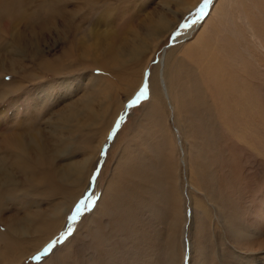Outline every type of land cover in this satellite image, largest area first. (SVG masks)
Here are the masks:
<instances>
[{"label":"rangeland","instance_id":"374dc122","mask_svg":"<svg viewBox=\"0 0 264 264\" xmlns=\"http://www.w3.org/2000/svg\"><path fill=\"white\" fill-rule=\"evenodd\" d=\"M20 141L0 264H264V0H0L1 168Z\"/></svg>","mask_w":264,"mask_h":264},{"label":"bare ground","instance_id":"6f19581e","mask_svg":"<svg viewBox=\"0 0 264 264\" xmlns=\"http://www.w3.org/2000/svg\"><path fill=\"white\" fill-rule=\"evenodd\" d=\"M164 18H165V16H164ZM165 23H166V21H165ZM90 29V28H89ZM98 32V31H97ZM84 33H89L90 35L92 34V36L94 35V32H92V31H89L88 30V32L87 31H84L83 32V34ZM82 34V37H84L85 36V34L83 35ZM89 34H86V36L87 35H89ZM109 36V35H108ZM108 36H106V38H105V40H108V39H110V38H108ZM111 36V35H110ZM197 36V35H196ZM89 37V36H88ZM89 38H91V37H89ZM104 38V37H103ZM108 38V39H107ZM92 39V38H91ZM94 39V38H93ZM92 39V40H93ZM196 39V38H195ZM197 39H198V47L199 48H201V49H203L204 51H205V54L207 53V54H211V50H213L211 47H214L215 49H217V47L216 46H214V45H210V46H208V44H206V43H204V39L202 38V40H201V36H199V37H197ZM84 41V40H83ZM92 42H94L95 43V45L93 44L92 46H98V45H100L99 44V40H96V42H95V40L94 41H92ZM153 42H154V39H153ZM211 48V50H210V48ZM192 49L194 50L195 49V46H194V48L192 47ZM197 49V48H196ZM96 50V49H95ZM197 50H200V49H197ZM209 50H210V52H209ZM218 50V49H217ZM232 50V49H231ZM187 51V53L186 54H190V53H188V52H191V49L189 50V49H187L186 50ZM213 52H215V50H213ZM216 53V52H215ZM88 54V53H87ZM206 54V55H207ZM217 54V53H216ZM216 54H215V56L214 57H212V55H210L211 56V59H212V61H213V64H211V63H208L207 61V63L206 62H204L205 64H206V69L208 70V72H210V73H213L214 74V72H216L215 70L213 71V68L212 67H215V68H218V66L220 67L221 65L220 64H216V62H217V59H215L217 56H216ZM219 55V54H218ZM165 56V55H164ZM208 56V55H207ZM121 56H119V57H117V61L121 64V63H123V61H121V60H119V58H120ZM220 57V56H219ZM97 58V57H96ZM204 60H205V58H204ZM208 60H209V58H208ZM218 60H219V58H218ZM165 61V60H164ZM211 61V60H210ZM220 61V60H219ZM200 62H202V61H200ZM220 63V62H219ZM164 64V63H163ZM202 65V64H201ZM212 65V66H211ZM160 66V65H159ZM217 66V67H216ZM200 68V67H199ZM219 68H218V72H219ZM222 70H223V67H222ZM226 69H224V71H225ZM220 72H222L223 73V71H221L220 70ZM227 72V71H226ZM219 74V73H218ZM221 74V73H220ZM224 74V73H223ZM195 75V74H194ZM226 74H224V76H225ZM226 77V76H225ZM228 77H229V75H228ZM193 78V77H192ZM197 78V77H196ZM222 77H221V75H219V77H215V79H221ZM224 78V77H223ZM231 78V77H230ZM228 79V78H227ZM154 80V78H151V81H153ZM224 80V79H223ZM189 81V80H188ZM221 81H222V79H221ZM226 81V80H225ZM233 81V80H232ZM246 81V80H245ZM207 82H209V81H207ZM216 85L218 84V80H215V82H214ZM219 83H220V81H219ZM227 83H228V81H227ZM227 83H225V84H227ZM211 84V83H210ZM224 84V83H223ZM235 84V83H234ZM243 84V83H242ZM245 84V83H244ZM243 84V85H244ZM161 85H164L163 83L161 84ZM222 85V84H221ZM229 85V84H228ZM238 85H239V83H238ZM242 85V86H243ZM246 85V84H245ZM245 85L243 86L244 88H245ZM249 85V84H248ZM241 86V87H242ZM247 86V85H246ZM181 87V86H180ZM234 87H236V86H234ZM250 87V86H249ZM248 87V88H249ZM207 88V87H206ZM244 88H242V90H241V92L243 91V89ZM251 88V87H250ZM194 89V88H193ZM225 89H226V87H225ZM233 89V88H232ZM237 91H238V89H236ZM97 91V90H96ZM104 91H105V87H104ZM213 91V90H212ZM249 91V90H248ZM248 91H246V89H245V93L247 92L248 93ZM250 91L252 92V90L250 89ZM98 92V91H97ZM225 92L226 93H228L229 91H227V90H225ZM235 92V91H234ZM254 92V91H253ZM92 93L94 94V97L92 98V99H90V98H88V96H87V94L86 95H83L82 97H81V101L80 100H78V101H80V103H81V107H80V104L78 103V105L77 106H79V107H77L76 109H80L81 111H82V113L84 114V117L86 118V117H92L93 116V114L95 113L94 112V104L95 103H97L98 101H97V98H98V94L95 92V91H92ZM152 93H154V87L152 88ZM218 93L221 95V97L223 96V94L225 95V93H224V88H219L218 89ZM244 92H242V97H241V95H240V98H242V100H239V98H238V96H237V102H239V104L236 102V104H237V106H235V107H238V108H235V111L237 110V111H239L240 109L242 110V109H245V108H249V105H250V102L252 103V101H250V92H249V96H248V94H245ZM228 94H230V93H228ZM238 94V93H237ZM240 94V93H239ZM252 94V93H251ZM232 95V94H231ZM248 96V97H247ZM235 97H236V94H235ZM234 97V98H235ZM256 97V96H255ZM229 98H231L230 97V95H229ZM252 98V97H251ZM221 99V98H220ZM229 100V99H228ZM233 100V99H232ZM239 100V101H238ZM77 101V102H78ZM222 103H221V107L223 108L222 109V111L224 112L223 113V115H222V120L224 121V122H230V121H232V120H237L238 121V118H236V117H232V118H229L230 116H229V114H225V109L227 108V107H229V103H228V101H227V98H226V96L225 97H223L222 98ZM235 101H236V99H235ZM254 101V100H253ZM232 102H234V101H232ZM175 103V102H174ZM72 106V105H71ZM74 107H75V105H74ZM74 109V108H73ZM70 110V112L69 113H67L68 115H69V117H75L76 116V118H77V113H79V111H75V110H71V109H69ZM68 110V111H69ZM228 110H229V108H228ZM251 110V109H250ZM236 111V112H237ZM244 112V111H243ZM242 113V112H241ZM236 114H238L239 116H242L240 113H236ZM243 114V113H242ZM245 114V113H244ZM67 116V115H66ZM80 116V115H79ZM78 116V117H79ZM97 116H100V114L99 115H97ZM238 116V117H239ZM65 117V116H64ZM69 117H66V119L67 118H69ZM89 118V119H90ZM59 120H61L62 122H64L63 121V116L62 117H60V119ZM86 120V119H85ZM88 120V119H87ZM89 121V120H88ZM68 123H69V121H68ZM71 123V122H70ZM62 124V123H61ZM237 124V123H236ZM66 125H67V123H66ZM227 125V124H226ZM232 126V125H231ZM237 126V125H236ZM235 127V126H234ZM62 130H65V128H64V125H61V128H60V130H59V133H61V134H63V131ZM234 130V129H233ZM26 132V131H25ZM14 136V135H13ZM61 136V139H62V135H60ZM16 137V136H15ZM13 138V137H12ZM57 139V138H56ZM14 140V139H13ZM19 140V139H18ZM17 141V140H16ZM32 141H33V146L30 148V150H32L33 148H35L36 150H40V151H42V152H44L43 151V149L41 148V145H40V143L38 142V140H37V138L36 137H33L32 138ZM59 141V140H58ZM44 143V142H43ZM46 143V142H45ZM107 145V144H106ZM58 146H59V144H58ZM48 148V147H47ZM44 149H46L45 147H44ZM50 149V148H49ZM54 150H53V152H54V154H57V150H58V147H56V148H53ZM13 150V149H12ZM52 150V149H51ZM48 151V150H47ZM11 151H9V153H10ZM14 152H16V157L14 158V161H13V166L14 165H17V167L16 168H12V169H10L12 166H10V168L9 169H3V168H1L0 167V175H2L1 176V179H0V181L2 182V184H14L15 182L14 181H16V179H15V172H14V170H18L19 171V173L20 174H22V176H27V174H25V172H28V173H31V175H35V173H33V172H31V170H20L18 167L20 166V164H22V157H23V154H24V145L21 143V141H20V144L18 145V147H17V149L14 151ZM52 152V151H51ZM13 155V154H12ZM51 156H52V154H51ZM11 158V157H10ZM48 158H50V157H48ZM51 161V160H50ZM10 162V161H9ZM45 162H47V160H45V159H42V163L43 164H45ZM49 165V164H48ZM55 168V167H54ZM44 170V169H43ZM80 170V166H79V164L78 163H76V162H73V163H70L65 169H61V170H54V173H52V171L53 170H44L45 172H44V174H43V176L42 177H39V176H36V179H37V181H38V183L39 184H43V182H44V180L45 181H47V182H49V183H51L50 182V180L51 179H57L58 181H62L63 179H77V177L79 176L78 175V173L80 172L79 171ZM79 171V172H78ZM30 175V174H29ZM73 177H75V178H73ZM42 180H43V182H42ZM48 184V183H47ZM49 185V184H48ZM1 186V185H0ZM50 187H54L53 186V184L51 183V186ZM52 189V188H51ZM55 190V189H54ZM58 191V190H57ZM109 200V199H108ZM115 202V201H114ZM118 203V202H117ZM115 204V203H114ZM111 205H113V203L111 204ZM121 205V204H120ZM107 209H109V208H107ZM116 210V209H115ZM108 211V210H107ZM13 228H14V226H13ZM11 229V228H10ZM233 229L236 231V232H240L241 231V229L239 228H237V227H233ZM14 231V230H13ZM12 233V232H11ZM11 237V236H10ZM15 238V237H14ZM11 246V245H10ZM11 248V247H10Z\"/></svg>","mask_w":264,"mask_h":264},{"label":"water","instance_id":"95a60500","mask_svg":"<svg viewBox=\"0 0 264 264\" xmlns=\"http://www.w3.org/2000/svg\"><path fill=\"white\" fill-rule=\"evenodd\" d=\"M122 117H123V115L119 118V120H120ZM119 120H118V121H119ZM118 121L115 123V125L113 126V128H112L111 131L109 132L108 137L114 133V131H115L117 125H118ZM105 147H106V145L104 144L103 147H102V152H104ZM102 154H103V153H102ZM97 171H98V166H97V168H96V169L94 170V172H93V175H92V177H91V179H90V182H89V186H88V189H87V193L84 195V197H83V199H82V201H81V204L84 203V201H85L86 198L88 197V194H89L88 192H89V190H90V188H91V186H92V183H93V180H94V177H95ZM69 221H70V220H69ZM47 247H48V245H47ZM47 247H45V249H47ZM45 249L41 250L40 254L44 253Z\"/></svg>","mask_w":264,"mask_h":264},{"label":"snow or ice","instance_id":"6c2138e0","mask_svg":"<svg viewBox=\"0 0 264 264\" xmlns=\"http://www.w3.org/2000/svg\"><path fill=\"white\" fill-rule=\"evenodd\" d=\"M205 2H207V0H205ZM143 91H141V93L139 94L140 96H143ZM137 99H139V96L137 97ZM136 101L134 100L133 103H135ZM77 211H79V208L77 209ZM73 219H75V216H73ZM45 251H48V249H45Z\"/></svg>","mask_w":264,"mask_h":264}]
</instances>
